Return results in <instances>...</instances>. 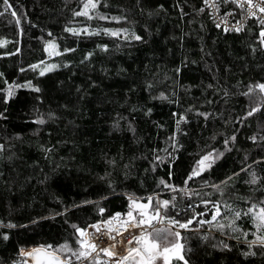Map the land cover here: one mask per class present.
Listing matches in <instances>:
<instances>
[{
  "label": "trees",
  "instance_id": "16d2710c",
  "mask_svg": "<svg viewBox=\"0 0 264 264\" xmlns=\"http://www.w3.org/2000/svg\"><path fill=\"white\" fill-rule=\"evenodd\" d=\"M81 2L10 0L12 7L5 9L0 0V38L6 39L0 45V73H4L0 89L6 87L4 80H32L41 88L39 93L14 89L7 103L0 100V145L4 146L0 157V233L9 234L7 241L0 237V264H11L14 259L19 264L22 257L18 253L23 247L41 243L58 246L65 240L76 246L70 224L85 226L99 218L95 204L85 205V200L99 201L110 215L127 211L125 193L140 198L156 192L162 199H170L173 194L158 187V181L164 178L181 185L194 155L205 145L209 150L213 146L223 149V139L233 130H237L238 140L232 151L225 153L205 179L219 182L235 171L238 176L228 186L225 198L248 197L247 201H234L243 207L264 200V163L255 168L260 177L255 184L246 183L247 173L240 172L245 153L249 165L264 154L246 139L258 132L264 134V103L245 123L237 120L255 106V97L250 101L241 93L250 82L264 81V48L259 47L256 19L249 18L241 32H224L215 26L209 8L205 6L200 14L194 11L204 6L203 0H99L95 11L125 19L99 20L93 15L88 20L72 15L80 11ZM160 5L162 10H158ZM13 10L18 13L15 17ZM227 11H232L230 23L240 17L236 5L221 3L219 15ZM66 25L124 28L142 40L123 39V34L76 37L64 31ZM49 32L57 38L59 56L48 57L44 52ZM98 44H106L107 51ZM64 47L74 51L65 53ZM87 52L93 55L82 62ZM46 59L61 66L43 77L27 67ZM178 67L179 73L175 71ZM161 92L166 98H160ZM197 109L209 117L198 116ZM180 114L186 121L178 128ZM38 117L44 119L43 124L36 122ZM173 133L182 147L175 153L178 160L169 179L167 162L155 170L151 162L155 154L166 156L164 150L172 151L169 138ZM214 134L215 141L211 139ZM199 185L198 178L189 184L197 190ZM219 197L220 193H214L212 198ZM187 199L193 202L194 198ZM196 207L205 210L202 204ZM65 208V215L50 218ZM223 215L222 210L217 218L221 222ZM203 219H210L209 211ZM33 220L36 223H31ZM9 221L17 227L8 228ZM237 223L249 231L247 239L251 240L252 224L245 219ZM196 224L193 221L189 230H180L185 248L191 249L186 255L190 264H264L258 246L253 247L255 256L245 259L240 255L247 250L243 237L237 240L231 234L222 235L208 224L194 229ZM205 233H211L207 239ZM219 240L227 241L232 250L214 249L212 244Z\"/></svg>",
  "mask_w": 264,
  "mask_h": 264
},
{
  "label": "snow or ice",
  "instance_id": "6c2138e0",
  "mask_svg": "<svg viewBox=\"0 0 264 264\" xmlns=\"http://www.w3.org/2000/svg\"><path fill=\"white\" fill-rule=\"evenodd\" d=\"M98 3L99 0H84L80 11H73L72 15L84 16L88 20H91L93 15L99 20L125 19L124 17H108L100 14L95 11ZM221 3L223 5L232 3L241 9L240 20L236 21L235 24H230L228 17L232 15L231 12L218 16L217 13L219 12ZM203 4L204 6L194 11L200 14L205 11V6L209 8V15L213 19L215 26L222 28L224 32H241L247 19L249 17H256L255 23L260 27L258 37L259 47L264 48V0H203ZM3 6L5 9L11 8L10 0H3ZM162 9L163 5H160L158 10ZM148 14L151 16L153 13L150 11ZM11 15L15 17L18 13L13 10ZM16 23L19 25L20 20H17ZM64 31L76 37L98 36L101 34L118 37L123 34L121 37L123 39L142 40L141 36L135 32H129L128 29L124 28L113 29L104 27L100 29L85 26L81 29L66 25ZM48 36L50 38L43 45L44 52L49 53L51 49L50 55L59 56L60 52L56 43L57 38L51 32L48 33ZM97 47L107 51L108 46L106 44H98ZM254 50L255 48H253ZM16 51L19 52L20 49L17 48ZM72 51H74L72 48H63V52L65 53ZM92 55V52L85 53L82 62L88 61ZM59 66L61 65L55 63L45 64L44 60H40L27 67L35 71L40 77H43L46 72H50ZM63 66L67 67V64L65 63ZM19 70L21 72L25 71L24 68H20ZM175 71L179 73L181 69L178 67ZM3 76L4 73H0V77ZM4 84L6 87L0 89V93H3L0 95V100H3L4 103H7L14 95V89L27 88L37 93L41 92V88L37 84H34L32 80H26L23 83H9L7 80H4ZM147 87L150 90L152 87L151 83ZM208 87L211 88L212 85L209 84ZM257 90H259V95L257 94ZM241 94L248 96L250 101L255 97V106L251 107L249 111L244 112L243 115L237 116V120L243 124L254 113L261 110V105L264 103V81L250 82L246 86V91ZM224 95L228 96V92L225 91ZM36 98L39 99V97ZM160 98H166L163 92L160 93ZM147 112L150 113L151 109H148ZM196 114L206 119L210 115L198 109L196 110ZM52 115L51 112L48 113L49 118ZM181 121H186V117L183 114H180L177 120L178 128ZM36 122L43 124L44 119L38 117ZM130 130L134 131L131 129V126ZM261 130L264 131V125H261ZM211 139L215 141L216 135L214 134ZM246 139L252 141L254 145L259 147L261 153H264V134L258 132L257 134L247 136ZM169 140L172 151L164 150L167 154L166 156L155 154L151 163L153 170H155L156 167L167 162L169 166L168 177L170 179L175 170V162L178 160L175 153L182 146L176 140V133H173ZM237 140V130H233L231 135H227L223 139V149L213 146L209 150L208 146L205 145V149L194 155L193 161L189 164L188 169H186V175L183 177L181 185L169 183L166 179L161 178L157 186H163L164 190L173 193L170 199H160L156 192L143 198H137L132 193H125L128 200L127 211H116L111 215L107 214L105 207L101 206L99 201L85 200L83 201L85 205L95 204V211L99 214V218L87 227H82L75 223L70 224V227L74 230L73 235L76 246H73L69 240H65L64 243L58 246L41 243L27 250L20 248L18 255L20 257H32L33 264H161V261L162 264H190V258H186V255L191 249L185 248L180 230H189L193 221H197V228L203 224H208L210 229H215L222 235L231 234L237 240L243 237V243L246 245L247 250H242L240 255L245 259L256 255V252L253 251L254 246H258L261 256H264V200L250 202V206L243 207L237 205L234 201H247L249 200L248 197L225 198L228 186L238 176V173L235 171L231 175H226L224 180H220L219 182L205 179V176H209L215 167L218 166L225 153L232 151L234 142ZM3 148L4 146L0 145V157L3 155ZM249 158L248 153H245L242 160L243 167H241L240 172L247 173L249 179L245 181L246 183L255 184L260 179L255 168L257 165L264 163V154L259 155L256 160L252 161L251 165L247 163ZM197 178L200 182L199 190L189 186L190 182L194 183ZM101 179H105V177H101ZM108 186L112 188L110 180ZM205 189H210L211 191H205ZM214 193H220V197L213 199ZM187 198H194L193 202H189ZM102 199L106 200L107 197H103ZM141 199L147 202L141 203ZM197 204L205 206V211L210 212V219H203L204 211L197 210ZM181 205H183V208ZM209 205L211 209H209ZM74 207L78 206L74 205ZM222 210L224 211L222 217L224 222L217 219L221 216ZM66 212L67 208L63 212H55L53 217L50 218L65 215ZM198 217L200 218L199 220L197 219ZM241 219L249 221L255 229L250 233L252 236L251 240L247 239L249 231H245L237 223ZM65 222L68 223L67 220ZM31 223L34 224L36 221L33 220ZM2 225L3 221H0V226ZM7 227L15 228L17 225L9 221ZM89 228L94 231L89 232ZM210 234L205 233L203 238L207 239ZM0 237L7 241L9 234L2 232L0 233ZM212 247L214 249L219 248L222 251L232 250V246L225 240L213 243ZM101 253L103 256H101ZM11 264H17V260L14 259ZM20 264H27V261L22 260Z\"/></svg>",
  "mask_w": 264,
  "mask_h": 264
},
{
  "label": "rangeland",
  "instance_id": "374dc122",
  "mask_svg": "<svg viewBox=\"0 0 264 264\" xmlns=\"http://www.w3.org/2000/svg\"><path fill=\"white\" fill-rule=\"evenodd\" d=\"M81 3H82L81 6H83L84 0H82ZM109 28L117 29L118 27H109ZM0 41H2V43H0V45H3V44H5L6 39H5V38H0ZM58 51H59V50H58ZM50 52H51V49L49 50V53H46V55H47L48 57L53 56V55H50ZM47 59H48V58H47ZM47 59L44 60V61H45V64H48V63H55V64H58V65H59V62H58V61H56V60H54V59H49V60H47ZM172 194H173V193H172ZM158 195H159V198L162 199L161 196H160V193H158ZM204 212H205V210H204ZM164 226H166V225H164ZM194 229H197V227L194 228ZM36 246H38V245H35V246H29V247H23V248H25V249L27 250V249H31V248L36 247ZM26 258H27V257H22V260H26ZM22 260H21V261H22ZM19 264H20V263H19ZM161 264H162V261H161Z\"/></svg>",
  "mask_w": 264,
  "mask_h": 264
},
{
  "label": "built area",
  "instance_id": "2783aa9c",
  "mask_svg": "<svg viewBox=\"0 0 264 264\" xmlns=\"http://www.w3.org/2000/svg\"><path fill=\"white\" fill-rule=\"evenodd\" d=\"M240 10H241V9H240ZM227 12H231V13H232V11H227ZM217 15L220 16L219 13H217ZM231 16H232V15H231ZM231 16H230V17H231ZM230 17H228L229 22H230ZM240 18H241V17H239L236 21L240 20ZM249 18H251V17H249ZM249 18H248V19H249ZM254 18L256 19V17H254ZM248 19H247V20H248ZM236 21H235V22H236ZM235 22H234V23H230V24H235ZM259 31H260V30H259ZM146 197H147V196H146ZM140 198H143V197H140ZM142 200H144V199H142ZM115 212H116V211H115ZM121 212H122V211H121ZM113 213H114V212H113ZM111 214H112V213H111ZM111 214H110V215H111ZM105 218H106V217H105ZM94 221H95V220H94ZM94 221L89 222V223H87L85 226H82V227H87L89 224L93 223ZM93 231H94L93 229L89 228V232H93ZM101 256H103L102 253H101ZM26 261H27V264H33L32 257H27V258H26Z\"/></svg>",
  "mask_w": 264,
  "mask_h": 264
},
{
  "label": "water",
  "instance_id": "95a60500",
  "mask_svg": "<svg viewBox=\"0 0 264 264\" xmlns=\"http://www.w3.org/2000/svg\"><path fill=\"white\" fill-rule=\"evenodd\" d=\"M140 202H141V203H144V202H147V201H146V200H142V199H141V200H140Z\"/></svg>",
  "mask_w": 264,
  "mask_h": 264
}]
</instances>
